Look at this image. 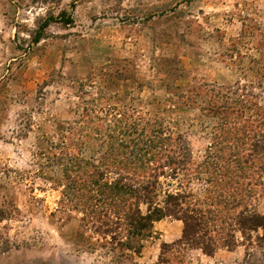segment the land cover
<instances>
[{
    "label": "rangeland",
    "instance_id": "1",
    "mask_svg": "<svg viewBox=\"0 0 264 264\" xmlns=\"http://www.w3.org/2000/svg\"><path fill=\"white\" fill-rule=\"evenodd\" d=\"M260 107L264 0H0V264H264L262 229L243 235L233 221L221 232L233 247L219 241L212 255L175 245L183 222L173 217L153 222L138 254L118 247L124 226L87 211L100 207L77 198L65 171L79 159L99 165L116 124L181 136L200 165L228 114L260 144ZM165 172L159 200L179 191L186 206L209 208L207 169ZM258 172L246 207L264 215Z\"/></svg>",
    "mask_w": 264,
    "mask_h": 264
},
{
    "label": "trees",
    "instance_id": "2",
    "mask_svg": "<svg viewBox=\"0 0 264 264\" xmlns=\"http://www.w3.org/2000/svg\"><path fill=\"white\" fill-rule=\"evenodd\" d=\"M51 20V17H47L39 24L33 42L42 38ZM61 21L69 23L71 18H62ZM219 111L224 114L229 110ZM229 112L234 113L233 110ZM256 115L257 120L253 122L262 132L260 144L249 143L253 136L250 125H227L228 114L200 165L193 166L181 136L161 137L155 130L148 133L135 124H122V127L116 124L113 131L119 135L109 137L110 142L101 155L99 165L79 159L78 163L72 162L65 171L74 172L71 187L77 198L81 201L85 199L84 203L95 200V207H100V210L85 208L87 211L111 214L115 224L124 226L126 235L122 241L116 242L118 247L138 254L141 240L151 233L153 222L173 217L183 222L181 237L175 245L178 242L192 245L200 248L204 254L212 255L215 243L219 241L229 249L233 247L230 231L225 233V237L221 233L224 227L232 224L231 221L243 235L246 231L261 228L264 239V215L248 211L246 207L247 200L253 196L251 179L259 174L258 170L264 173V162H260L264 155V107H260ZM247 143L250 147L244 151L232 150L233 146L238 148ZM165 169L170 170L171 173L167 174L170 177H176L179 171L205 172L207 169L211 173L206 190L208 194L205 196L209 208L186 206L189 195L179 191H164L159 200V177L166 175ZM110 174L113 177H109ZM141 204L145 206L144 212ZM211 225L219 228L217 240L209 234ZM229 237L232 239L229 240ZM115 239L113 236L112 240Z\"/></svg>",
    "mask_w": 264,
    "mask_h": 264
}]
</instances>
